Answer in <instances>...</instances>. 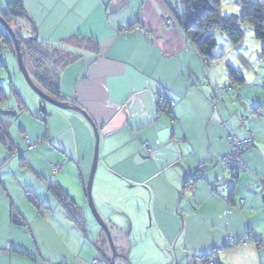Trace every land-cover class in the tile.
<instances>
[{
	"label": "crops",
	"instance_id": "obj_1",
	"mask_svg": "<svg viewBox=\"0 0 264 264\" xmlns=\"http://www.w3.org/2000/svg\"><path fill=\"white\" fill-rule=\"evenodd\" d=\"M8 1L0 0V15ZM21 2L39 43L77 37L97 44L96 55L62 72L59 93L98 129L92 190L114 264H197L218 248L217 264H264V97L254 98L257 90L246 80L231 85L226 66L238 67L226 64L217 75L218 63L203 64L182 30L165 24L173 0ZM23 30L31 36L29 27ZM159 93L172 103L170 115L157 112ZM43 105L40 119L0 109L7 128L15 119L18 145L7 133L21 152L10 157L0 142V264H108L101 257L107 244H95L98 229L87 213L91 128L76 112ZM252 107L261 108V118L241 125ZM248 132L254 147L242 157L243 173L232 178L219 162L229 151L226 135L242 140ZM18 166L33 172L26 193L25 178L10 176ZM69 213L83 222V232ZM250 236L259 240L246 241Z\"/></svg>",
	"mask_w": 264,
	"mask_h": 264
},
{
	"label": "trees",
	"instance_id": "obj_2",
	"mask_svg": "<svg viewBox=\"0 0 264 264\" xmlns=\"http://www.w3.org/2000/svg\"><path fill=\"white\" fill-rule=\"evenodd\" d=\"M236 2L240 8L237 7L240 10V15L238 14L236 16H222L220 13V0H173V4H169L168 6L172 16L171 19L174 21L173 25H176L182 30L186 40L195 47L205 66H208V64L210 65L212 60L224 56L223 54L216 55L214 53L213 49L215 47L216 34L224 35L229 41L230 46L233 49H237L242 44L245 27H249L253 32L254 39L264 42V4L258 3L255 0H236ZM5 11L6 12L0 16L11 28L15 25L18 26L20 30L25 28L28 30V27L31 29L30 33L32 38H23L13 31L17 39L24 67L26 71L28 70V66L31 70V75L27 72L30 80L40 91L51 99L64 102L65 99H63L59 93L60 75L67 67L84 59L85 55H96L98 52L97 44L91 39L77 37L63 40L55 46L39 43L36 38V28L26 15L21 0H9L6 4ZM22 20H27L28 26L20 24ZM133 29V26L127 28L128 32L133 31ZM239 58L243 62H246L243 55H240ZM226 67L228 80L231 85L236 87L242 86L245 79L241 70H237L231 65H227ZM10 95L16 101V109L18 111H24L26 106L19 94L13 91ZM158 95L163 97L161 93ZM6 99L7 96L0 86V104ZM172 106V103L166 100L165 97H163L162 100L157 99L156 107L157 112L160 114L170 115ZM260 109L256 107L250 108L247 112V116L240 117V124L246 125L250 119H260ZM44 113L45 112H43V114ZM7 132V126L0 120V142L11 156L14 155L15 150H19L9 139ZM226 137L229 144V151L225 156L219 159V162L223 168L230 172L232 178H239L237 173L230 171L223 164L222 159L231 154L232 138H236L237 140L240 139L232 133H227ZM248 138L251 139V146L253 147L255 143L254 134L248 132L247 137L242 140ZM27 143L31 145L28 140ZM27 143L24 142L26 146H28ZM247 152L248 151L245 150L238 156L242 165L240 174L244 171L242 157ZM57 199L62 205L65 204V197L61 193L57 196ZM31 203L37 211H40L42 205L36 200L31 201ZM64 207L67 208L66 206ZM42 209L47 210L48 208L42 207ZM69 218L73 219L78 229L83 232L84 225L83 222L79 220L80 218L71 215V213H69ZM13 223L22 227L25 226L23 220L20 219L13 220ZM102 243L106 244L104 239L101 244ZM219 251H222V249H214L210 256L200 257L196 262L205 264L209 260L211 261L212 256Z\"/></svg>",
	"mask_w": 264,
	"mask_h": 264
},
{
	"label": "rangeland",
	"instance_id": "obj_3",
	"mask_svg": "<svg viewBox=\"0 0 264 264\" xmlns=\"http://www.w3.org/2000/svg\"><path fill=\"white\" fill-rule=\"evenodd\" d=\"M239 8V5L237 4L236 0H220V13L222 16H236L234 11L236 8ZM0 9L4 8L0 4ZM240 9V8H239ZM240 12V10H239ZM240 15V14H239ZM166 22V21H165ZM20 23V22H19ZM21 24V23H20ZM173 25V24H171ZM169 25V26H171ZM17 35L27 38V34L25 33L24 30H20L18 26L13 25L11 28ZM0 86L1 89L3 90L4 94L7 96V99L0 104V109H7L11 110L14 113L16 112L17 104L14 98L10 95L11 92H17L22 99L23 103L26 106V111L24 110V113H26V116H31L37 114L38 116H34V118L40 119L42 116L41 113V107L42 105L46 107L48 110L50 108H53L52 106L46 104L43 102L33 91L32 89L28 86L25 78L23 77L19 63L17 60V57L15 55V49L14 46L9 39V36L7 35L6 31L3 29V27L0 25ZM28 38H32L31 36ZM263 48H264V42L258 41L254 39L253 37V32L249 27H245L244 31V38L242 41V44L239 46L237 49H233L230 46L229 41L224 35L216 34L215 35V47H214V53L216 55H224L220 57L219 59L212 60L211 64L218 63L217 68V75H219V70L222 69L223 66V72L225 70V65L232 63V65H236L238 68L237 70H241L244 74V79L247 81V86H252L255 90H257V93L254 95V98L256 95H262L264 97V53H263ZM240 55L245 57V61L243 62L239 57ZM248 63V64H247ZM236 69V68H235ZM30 68L28 66V74L31 75ZM226 79V77H225ZM256 82H259V84H256ZM258 87L256 89L254 86ZM37 102V106L33 107L31 101ZM17 115L21 113L20 111L17 110ZM8 125V133L11 136L12 139L13 137L16 136V142L14 144L18 145V138H19V132L17 127L14 125L15 124V119L10 118L7 123ZM90 129V127H89ZM91 132V138H92V155H91V161H90V166L92 163V158H93V153H94V136L93 132L90 129ZM99 146V145H98ZM13 157V156H10ZM16 158V156H14ZM18 163V160H15ZM11 167H16L15 163L10 165ZM6 167V166H5ZM25 169L21 168L18 166V169L13 168V171L11 172L10 176H17L18 178H25L24 179V192L26 193L27 191H30L31 189V182H30V175H33V172L25 167ZM25 170V171H24ZM72 178V177H71ZM74 178V177H73ZM14 181V178H10ZM48 179V178H46ZM88 179V177H87ZM70 185V184H69ZM72 189V188H71ZM47 190V187H46ZM74 190V187H73ZM33 191L35 193H38V195L43 198L44 193L42 190L39 188H33ZM20 192V191H19ZM21 193V192H20ZM14 202L17 201L18 205V199L16 195L14 196ZM51 197H48L46 200L47 203H51L52 201L50 200ZM92 199L93 203L95 206V203L97 205L98 202H94V197H93V190H92ZM97 205L95 206V209L98 213L97 210ZM87 213L90 217V220L92 222V226L94 222V219L92 215L90 214V211L87 209ZM146 216L148 219V214L146 212ZM96 225V224H95ZM94 228V227H93ZM98 229V226H97ZM99 230V229H98ZM94 241H98V237L95 236ZM98 244V243H96ZM100 245V244H99Z\"/></svg>",
	"mask_w": 264,
	"mask_h": 264
},
{
	"label": "water",
	"instance_id": "obj_4",
	"mask_svg": "<svg viewBox=\"0 0 264 264\" xmlns=\"http://www.w3.org/2000/svg\"><path fill=\"white\" fill-rule=\"evenodd\" d=\"M0 25L6 31L7 35L9 36V38H10V40L14 46L15 55H16L18 63H19L20 71H21L23 77L25 78L28 86L32 89V91L43 102H45L46 104H48L50 106H53L59 110H69V111H73V112L80 114L86 120V122L88 123V125L90 126V128L93 132L95 144H94V153H93V158H92V164H91L90 172H89L88 179L86 182V187H85L86 202H87V208L90 211V214L92 215L94 222H95L96 226H98V229H99L98 233L96 235L98 237V241H96V243H98L97 245L99 246V244H101L103 239L105 240V242L107 244L108 253L111 254V257L108 258L106 262L108 264H114L113 260H114L116 252H115V249L113 247V242H112V238H111L109 229H108L106 223L100 218L99 214L97 213L95 206H94V203H93V199H92V185H93V179H94V175H95V171H96V167H97V161H98V145H99L98 129L95 126V124L93 123V121L80 108L73 106L72 104L58 102V101L51 99L50 97L45 95L42 91H40L32 83V81L30 80V78L27 74V71L24 67L22 56H21V53L19 50V46L17 44L16 36H15L13 30L11 29V27L2 19L1 16H0Z\"/></svg>",
	"mask_w": 264,
	"mask_h": 264
},
{
	"label": "built area",
	"instance_id": "obj_5",
	"mask_svg": "<svg viewBox=\"0 0 264 264\" xmlns=\"http://www.w3.org/2000/svg\"><path fill=\"white\" fill-rule=\"evenodd\" d=\"M165 24L167 26L171 25L174 23L173 19L168 18L167 20H165ZM23 142L27 143V140L24 139ZM27 149L33 150L34 146L31 144L27 143ZM252 145L251 139H245L242 141L237 140L236 138H232V144H231V154L226 156L225 158L222 159L223 164L230 170L233 171L237 174L241 173L242 170V165L239 159V155H241L242 152H244L245 150H247L248 148H250ZM144 147V146H143ZM21 153L17 150L14 151V155H20ZM51 169L53 172L58 173L60 171V166L58 165H54L51 166ZM97 261H95L94 263H96ZM198 263V262H197ZM205 264H215L214 262H207Z\"/></svg>",
	"mask_w": 264,
	"mask_h": 264
},
{
	"label": "flooded vegetation",
	"instance_id": "obj_6",
	"mask_svg": "<svg viewBox=\"0 0 264 264\" xmlns=\"http://www.w3.org/2000/svg\"><path fill=\"white\" fill-rule=\"evenodd\" d=\"M9 39H10V38H9ZM162 98H163V97H160L159 100H162ZM239 141H242V140H239ZM253 147H254V146H253ZM253 147L251 146L250 148L247 149V151L251 150ZM20 153H21V152H20ZM237 175L240 176L241 174L239 173V174H237ZM248 240H250L251 242H257L259 239L256 238V237H252V236H250L249 238H246V241H248ZM227 244L230 245V246H234V245H235V244H233V242H232L231 240H229V241L227 242ZM105 248H106V251H104V253L101 254V257H102V259H104L105 261H107V259L111 257V254L108 253L107 245L105 246ZM220 252H221V251L217 252L216 254H219ZM216 254H215V255H216ZM212 257H214V255H213ZM211 259H212L211 262H214L215 264H217V262H216L215 259H213V258H211ZM209 261H210V260H209ZM209 261H208V262H209ZM195 263H197V262L195 261ZM197 264H199V263H197Z\"/></svg>",
	"mask_w": 264,
	"mask_h": 264
}]
</instances>
